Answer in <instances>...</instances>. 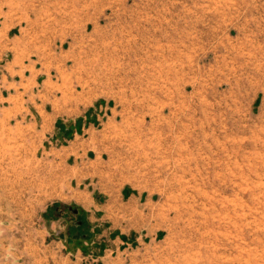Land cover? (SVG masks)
I'll return each mask as SVG.
<instances>
[{
    "label": "rangeland",
    "instance_id": "rangeland-1",
    "mask_svg": "<svg viewBox=\"0 0 264 264\" xmlns=\"http://www.w3.org/2000/svg\"><path fill=\"white\" fill-rule=\"evenodd\" d=\"M8 1L22 23L0 63L35 60L56 121L96 131L75 169L0 121L12 223L103 264H264V0Z\"/></svg>",
    "mask_w": 264,
    "mask_h": 264
},
{
    "label": "crops",
    "instance_id": "crops-1",
    "mask_svg": "<svg viewBox=\"0 0 264 264\" xmlns=\"http://www.w3.org/2000/svg\"><path fill=\"white\" fill-rule=\"evenodd\" d=\"M11 7L13 6L8 0H0V61L9 52H13L15 42L12 43L13 39H9L11 30L22 23V16L14 15L10 10ZM37 65L33 59H28L25 63L12 58L10 62L6 60L4 63H0V121L7 123L14 117L22 122L28 120L27 124L39 127L43 133L42 143L48 157L51 155L53 162L61 161L65 166L72 157L74 159L73 167L78 169V159L83 161L91 149L86 146L81 147L80 143L84 141V137L92 139L96 131L90 126L91 123L84 122L81 133H74L66 143L53 144L51 141L46 143V140L49 139L48 135L55 129L56 119L63 114L59 111L55 113L48 110V104H52L55 100L53 95L55 86L49 71L46 72L42 66L39 68ZM13 74L19 76V80L10 78ZM93 174L86 166L84 179ZM10 182L11 180L5 176L0 178V185ZM0 194L3 196L0 199V244L6 240L12 241L11 235L18 230L21 240L19 251L4 250V248L0 250V253L4 254L0 256V264H94V261L103 264V256H97L96 260L92 257L87 260L86 255L79 250H75L73 254L60 249V244L48 236V228L41 223L33 224L31 227L29 224L23 223L14 225L9 219L12 215L4 209L6 204L2 202L7 198L9 190L4 187ZM48 204L51 203H47L45 208ZM45 208L42 211H45ZM5 252L11 255L5 256Z\"/></svg>",
    "mask_w": 264,
    "mask_h": 264
},
{
    "label": "trees",
    "instance_id": "trees-1",
    "mask_svg": "<svg viewBox=\"0 0 264 264\" xmlns=\"http://www.w3.org/2000/svg\"><path fill=\"white\" fill-rule=\"evenodd\" d=\"M80 121H77L75 124V126H73V124L70 122V124H63L60 119H58L56 121V125H57V130L59 131V134L60 136H64V141H61V143H65L66 140L68 139H71L72 135H73V132L75 131H78L80 130V124H79ZM56 206H54L53 209H55ZM77 227V225H76Z\"/></svg>",
    "mask_w": 264,
    "mask_h": 264
},
{
    "label": "flooded vegetation",
    "instance_id": "flooded-vegetation-1",
    "mask_svg": "<svg viewBox=\"0 0 264 264\" xmlns=\"http://www.w3.org/2000/svg\"><path fill=\"white\" fill-rule=\"evenodd\" d=\"M59 212H60V214L62 216H68V214L65 212V210H60L59 209ZM71 212L74 213V214H76V215L78 214V211H77V209L75 207L71 208Z\"/></svg>",
    "mask_w": 264,
    "mask_h": 264
}]
</instances>
